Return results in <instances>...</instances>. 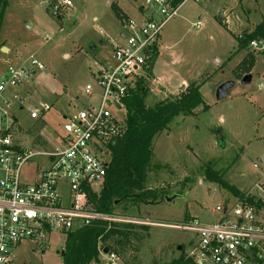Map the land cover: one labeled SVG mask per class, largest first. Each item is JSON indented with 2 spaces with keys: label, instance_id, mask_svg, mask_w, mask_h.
<instances>
[{
  "label": "rangeland",
  "instance_id": "obj_1",
  "mask_svg": "<svg viewBox=\"0 0 264 264\" xmlns=\"http://www.w3.org/2000/svg\"><path fill=\"white\" fill-rule=\"evenodd\" d=\"M46 1L8 0L0 29V42L7 49L0 47V75L8 66H29L32 57L43 64L44 68L10 88V111L18 119L16 132L25 145L42 138L45 145L32 143L30 147L50 150L65 135L64 117L97 101L90 99L84 86L89 83L98 91L91 76L95 62L110 60L113 47L121 41L123 19L116 18L113 5L126 14L124 19L136 21L143 17L144 0H72V7L59 16L52 14ZM262 18L264 0H185L160 30L151 70L146 72V105L172 98L182 85L185 89L189 83H200L208 107L199 106L190 116H176L155 137L144 186L176 196L152 204L123 200L115 207L121 216L163 223L134 228L137 236L123 250L110 251L116 264H169L182 253L186 256L194 235L167 224L192 216L216 221L221 214L214 207L231 204L236 197L230 189L205 178L209 163L240 193L264 198L263 50L248 48L256 55L250 82L241 84L242 77L234 73L247 51L236 52L235 36L252 30ZM228 79L234 80L233 85L225 98L217 99L216 87ZM31 107L48 109L39 118H30ZM42 161L32 158L21 174L23 182L33 180L31 174ZM65 240L64 234L53 231L45 244L21 242L12 250L11 264H62ZM108 257L101 252L100 261L90 264H108Z\"/></svg>",
  "mask_w": 264,
  "mask_h": 264
},
{
  "label": "built area",
  "instance_id": "obj_2",
  "mask_svg": "<svg viewBox=\"0 0 264 264\" xmlns=\"http://www.w3.org/2000/svg\"><path fill=\"white\" fill-rule=\"evenodd\" d=\"M183 1L144 0L140 20H123L121 41L113 47L110 60L100 65L95 62L96 71L91 73L98 91L89 83L84 86L90 99L97 101L64 117L65 135L58 137L57 146L50 150L30 147L32 143L46 144L42 138L25 145L16 132L18 119L10 111V88L36 69L44 68L43 64L32 57L29 66H8L0 75V264L12 263V250L21 242L45 244L53 231L65 234L98 220L109 224L163 225L144 218L96 211L91 208L88 196L98 193L105 183L109 145L120 136L124 126L125 98L139 78H146L153 48L159 46L160 30ZM46 2L55 16L72 7V0ZM249 47L253 51L263 50L264 42L252 40ZM47 109L39 111L31 107L27 113L30 118H39ZM33 157L42 158L44 164L33 170L31 182H23L21 174ZM213 211L221 214L213 222L192 216L167 224L194 235L186 253L189 264H264V198L249 193L236 195L231 204H218ZM106 254L108 264H116L114 252Z\"/></svg>",
  "mask_w": 264,
  "mask_h": 264
},
{
  "label": "trees",
  "instance_id": "obj_3",
  "mask_svg": "<svg viewBox=\"0 0 264 264\" xmlns=\"http://www.w3.org/2000/svg\"><path fill=\"white\" fill-rule=\"evenodd\" d=\"M179 2V0H174ZM8 0H0V29L6 11ZM113 11L119 20H124V13L113 5ZM126 19V18H125ZM226 26V23H224ZM227 28V26H226ZM237 40V50L246 49L245 56L234 68L236 78L250 73L255 65L256 55L250 51L249 43L252 40L264 42V18L252 30H244ZM0 42V47L3 46ZM157 47L153 48L151 55V70ZM264 52V49L263 51ZM147 72V73H148ZM200 83H189L172 98H164L146 105L145 99L148 95V86L144 78H139L136 85L129 90L125 98L126 116L123 130L120 136L111 143L110 159L103 187L98 193H90L88 200L92 209L99 212L115 213L114 209L123 200H129L132 204L139 202L156 203L166 196L162 190H151L145 188V180L151 168L153 157V141L155 137L163 132L172 120L178 115L190 116L196 113V108L201 106L207 110L208 105L203 101ZM205 178L215 180L224 188L230 189L234 195L242 196L234 186L222 179L220 172L213 170L209 163L204 169ZM254 201L253 197L249 198ZM118 203L115 204V202ZM258 206L260 201L256 202ZM134 228L147 229V225H136L129 222L111 223L108 221H94L87 226L76 228L65 232L66 240L63 247L62 264H90L100 261V251L107 249L119 252L130 238L137 236ZM113 245V246H112ZM183 252V251H182ZM184 253L169 264H189Z\"/></svg>",
  "mask_w": 264,
  "mask_h": 264
},
{
  "label": "water",
  "instance_id": "obj_4",
  "mask_svg": "<svg viewBox=\"0 0 264 264\" xmlns=\"http://www.w3.org/2000/svg\"><path fill=\"white\" fill-rule=\"evenodd\" d=\"M218 20H222V14L221 12L218 14ZM2 50H7L5 46H1ZM251 78H252V75L251 73H247V74H244L242 76V78L240 79V83H248L251 81ZM234 83V80L232 79H228V80H225L223 83L219 84L217 87H216V98L217 99H222V98H225V96L227 95L228 93V89L233 85ZM184 88V85L181 86V90ZM176 196V194L172 195V196H163L162 199H165L167 201H171L174 199V197ZM118 203V201L115 202V204ZM104 253L106 252V248L105 250L103 251ZM61 253V257L63 256V250L60 252Z\"/></svg>",
  "mask_w": 264,
  "mask_h": 264
},
{
  "label": "crops",
  "instance_id": "obj_5",
  "mask_svg": "<svg viewBox=\"0 0 264 264\" xmlns=\"http://www.w3.org/2000/svg\"><path fill=\"white\" fill-rule=\"evenodd\" d=\"M122 12H123V11H122ZM123 13H124V12H123ZM141 13H142V11H141ZM124 14H125V13H124ZM125 15H126V14H125ZM122 28H123V24H122ZM121 32H122V31L119 32L118 37H120ZM119 41H120V38H119ZM255 63H256V62H255ZM253 67H254V66H253ZM252 69H253V68H252ZM252 69H251L250 73L252 72ZM251 75H252V74H251ZM106 251H107V249H106Z\"/></svg>",
  "mask_w": 264,
  "mask_h": 264
}]
</instances>
